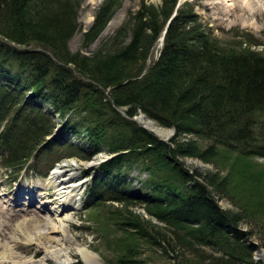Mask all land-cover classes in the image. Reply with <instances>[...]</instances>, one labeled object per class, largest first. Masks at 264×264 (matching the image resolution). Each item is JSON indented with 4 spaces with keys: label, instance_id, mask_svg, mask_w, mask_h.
Returning a JSON list of instances; mask_svg holds the SVG:
<instances>
[{
    "label": "trees",
    "instance_id": "trees-1",
    "mask_svg": "<svg viewBox=\"0 0 264 264\" xmlns=\"http://www.w3.org/2000/svg\"><path fill=\"white\" fill-rule=\"evenodd\" d=\"M79 3L0 0V165L15 180L24 168L47 164L39 171L45 175L61 157L90 160L105 150L114 155L87 184L84 209L109 202L140 205L180 231L204 264H257L256 246L248 240L251 233L239 228V213L223 210L210 192L241 191L236 172L221 178L189 172L177 160H222L226 153L264 157L257 130L264 126L258 119L264 110V56L249 46H223L191 8L176 10L169 20L177 0H162L158 7L142 0L110 38V49L102 46L91 56L72 52L68 41L79 29ZM119 4L101 3L83 32V46L104 32ZM162 34L158 56L146 67ZM139 112L173 135L157 139L131 119ZM56 117L61 124L54 132ZM71 117H80L83 127L76 128ZM67 133L87 137L86 147L64 139ZM197 139L209 143L202 148ZM138 162L149 174V193L125 189L129 182L120 177ZM110 223L119 230L130 224L158 242L137 216ZM126 239L116 241L134 250ZM129 258L124 253L118 260Z\"/></svg>",
    "mask_w": 264,
    "mask_h": 264
},
{
    "label": "rangeland",
    "instance_id": "rangeland-1",
    "mask_svg": "<svg viewBox=\"0 0 264 264\" xmlns=\"http://www.w3.org/2000/svg\"><path fill=\"white\" fill-rule=\"evenodd\" d=\"M78 1H80L77 15L79 29L68 41V48L72 52L79 51L81 54L91 56L102 46L105 47V50L111 48L110 38L115 34L116 29L126 21L128 12L136 10L142 0H120V4L111 19L113 20L120 11H124L125 15L121 23L108 34L101 32L96 40L88 46L82 44L83 32L89 28L97 8L105 0H100L95 6L89 0ZM145 2L157 7L162 4V0H145ZM188 8H191L196 14L198 23L206 28L211 36L216 37L223 46L234 49L249 46L264 56V0H177L171 15H175L178 9ZM161 43L160 37L157 44L152 48L146 67L157 58ZM46 108L51 109V106L46 105ZM122 114L125 115L123 112ZM73 118L71 117V119ZM80 119V117H76L73 120V125H76V128L83 127ZM131 119L162 141H168L174 133L172 129L158 125L156 121L140 112ZM143 119L145 122L146 120L152 122L160 134L156 135L153 130L148 128ZM258 119L264 122V110L258 115ZM55 122L57 124L54 132H57L61 118L56 117ZM257 130H259L261 142L264 143V126ZM63 138L70 139L71 142L77 140L76 144L81 145V147H86L85 145L88 143L87 137L82 139L80 136L77 138L75 134L71 133H67ZM197 142L202 148H205L209 143L203 139H197ZM222 153L225 152L220 154ZM113 155L105 150L98 152L90 159L92 160L90 163L96 161L94 166L86 165L89 163L87 161L90 160L74 155L64 156L57 159L45 175L39 172L47 169L48 165L43 164V162L42 166H34L35 168L32 166L24 171L21 170L17 176H20L17 181H13L11 175L8 176L9 173H6L9 171L0 166V263L14 264L20 257L40 259L46 251L60 247L61 240L42 243L38 235L47 232L50 236L61 239L60 234L51 229H57L59 218H63L67 212H61L58 215L51 212L49 207L52 205L48 204L47 201L54 197L53 188L40 191L36 189V186L39 183L38 180H44L55 166H66V169H70L71 163L75 160L79 164L75 168L77 172L75 181L80 183V196L75 202L78 206L77 209L68 211V213L74 212L71 213V221L68 222L69 229L80 242L97 254L95 264H204L203 258L197 252H192L183 243L180 231L174 233L167 225L147 213L143 206L109 202L97 209L86 210L83 208L87 184H90L93 175L97 174L99 165ZM223 156L222 160L206 162L189 157H181L177 161L189 172L197 171L202 174L213 172L218 174L220 178L230 170L236 172L241 179V191H236L233 195L231 189L228 193L226 190L218 192L210 187V192L223 210L239 213V228L251 233L248 240L256 246L252 258L257 264H264V157L245 156L238 159L235 154L230 153ZM139 164L140 162L133 164L130 168H125L120 177H124L129 182V184L125 182V189L132 188L136 191H142L144 194L149 193L152 191V187L146 181L149 174L147 171L139 169ZM85 170L88 171V175L84 174ZM254 180L256 181L254 182ZM248 189H252L249 194ZM13 204L17 206H12ZM108 215L111 217L108 218ZM135 216L143 221V224L145 222L147 230L156 237L157 243L152 242L146 236L138 235L134 228H130V224L124 225V230H119L110 223L114 220L126 221L130 217L135 218ZM103 218L106 220L104 224ZM27 237L30 238V241L26 240ZM121 238H127L128 246H132L134 250H129V248L127 250V246L119 245L116 240H121ZM202 251L211 253L212 249L202 248ZM124 253L130 257V262L118 260ZM68 255L67 264H86L73 250L69 251ZM47 264H54V262L48 260Z\"/></svg>",
    "mask_w": 264,
    "mask_h": 264
},
{
    "label": "bare ground",
    "instance_id": "bare-ground-1",
    "mask_svg": "<svg viewBox=\"0 0 264 264\" xmlns=\"http://www.w3.org/2000/svg\"><path fill=\"white\" fill-rule=\"evenodd\" d=\"M99 1L100 0H89V2L93 6H95ZM124 15H125L124 11H120L116 15V17L111 22H109L108 26L106 27V29L104 30L102 34H108L112 30H114L121 23ZM143 121L145 122V119H143ZM145 125L151 130H153V132H155L156 135L160 134V131L157 130V128L149 120H146ZM91 161L92 160L87 161L89 163H87L86 165L94 166L96 164V161L93 163H90ZM71 165L72 167H70V169H66V166H58V167L55 166L50 171L49 175L44 178V180L42 181L38 180L39 183L37 182L38 185L36 186V189L40 191L53 188L54 197L50 199L49 201H47L48 204L50 203L52 205L49 207L50 209L48 208L51 212L55 213L56 215L64 211L67 212L65 213L63 218H59V222H58L59 226L57 227V229L56 228L51 229L52 231H56L57 233H59L61 236V239L57 238L56 236H52V235L50 236L47 232L39 233L38 235V238H40L42 243L52 241V240H55V242L56 241L58 242L61 240L60 247L55 248L54 250H51V251H46L44 256L41 257L40 259H31V258L25 259L23 257H20L18 258L19 260H17L14 264H47L48 260H51L52 262H54V264L55 263L56 264H67L68 262L67 257H69L68 252L71 250L76 252L81 257L83 262L86 264H95V261H97L96 260L98 257L97 254L91 249H89L87 245L80 242L71 233L69 229L68 222L71 221V213L73 211L70 213H68V211L77 209L78 206L75 204V202H77L80 196L79 195L80 183L75 181L76 176H77V172L75 171V168L78 167L79 164L77 161L73 160ZM38 226L39 225L37 224V227ZM31 230L33 229L31 228ZM29 237L26 238L27 241H30ZM70 247H71V250H70ZM261 254H263V252Z\"/></svg>",
    "mask_w": 264,
    "mask_h": 264
},
{
    "label": "water",
    "instance_id": "water-1",
    "mask_svg": "<svg viewBox=\"0 0 264 264\" xmlns=\"http://www.w3.org/2000/svg\"><path fill=\"white\" fill-rule=\"evenodd\" d=\"M173 16H174V15H173ZM171 18H172V17H170V19H171ZM170 19H169V20H170ZM169 20H168V21H169ZM161 39H162V37H161Z\"/></svg>",
    "mask_w": 264,
    "mask_h": 264
}]
</instances>
